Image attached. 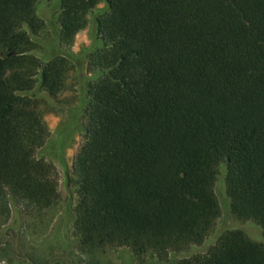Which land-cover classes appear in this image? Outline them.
Segmentation results:
<instances>
[{
	"label": "trees",
	"instance_id": "obj_1",
	"mask_svg": "<svg viewBox=\"0 0 264 264\" xmlns=\"http://www.w3.org/2000/svg\"><path fill=\"white\" fill-rule=\"evenodd\" d=\"M40 1L0 0V219L15 199L58 203L56 168L37 155L50 137L40 94L86 68L77 249L182 251L226 200L247 225L179 264H264V0H56L58 34L41 48L25 30L41 32Z\"/></svg>",
	"mask_w": 264,
	"mask_h": 264
},
{
	"label": "rangeland",
	"instance_id": "obj_2",
	"mask_svg": "<svg viewBox=\"0 0 264 264\" xmlns=\"http://www.w3.org/2000/svg\"><path fill=\"white\" fill-rule=\"evenodd\" d=\"M35 9L42 23L41 32L36 36L28 27L25 30L41 48L52 43L58 34L60 4L56 0H43L36 4ZM89 42L87 27L76 35L72 51L79 53ZM87 76L86 68L82 73L73 72L67 89L55 98L40 94L44 99L50 137L37 155L54 164L60 199L56 205L42 210L22 200L12 202L9 214L0 219V264H179L186 257L206 252L226 229L247 225L248 222L231 215L227 201L223 200L221 215L205 240L182 251L169 252L163 257L147 254L138 258L128 247L81 253L73 235L77 201L73 159L82 141V117L89 101ZM255 226L253 232H256Z\"/></svg>",
	"mask_w": 264,
	"mask_h": 264
}]
</instances>
